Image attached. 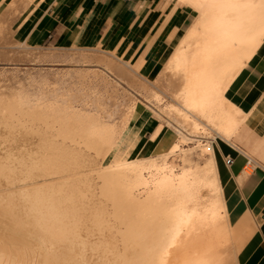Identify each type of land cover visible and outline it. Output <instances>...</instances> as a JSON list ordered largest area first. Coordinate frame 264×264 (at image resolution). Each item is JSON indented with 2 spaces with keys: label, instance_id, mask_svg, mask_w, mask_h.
Listing matches in <instances>:
<instances>
[{
  "label": "bare ground",
  "instance_id": "6f19581e",
  "mask_svg": "<svg viewBox=\"0 0 264 264\" xmlns=\"http://www.w3.org/2000/svg\"><path fill=\"white\" fill-rule=\"evenodd\" d=\"M15 6L20 24L17 33L22 34L35 20L42 3L0 0V10ZM256 39L259 41V36ZM198 42L196 36H188L185 31L153 79L146 78L140 69L131 72V64H126L127 70L124 62L100 61H105L117 76H128L131 85L147 92L157 104L162 98L148 90L145 83L152 84L157 79L163 82L173 104L161 110L186 134L213 133L212 139L230 142L240 123L232 128L228 113L209 110L206 119H193L189 115L191 105L187 109L177 107L183 101H176V85L183 92L187 88L195 90L199 83L200 65L193 66ZM259 46L260 43L257 49ZM228 63L223 60L219 71L230 74ZM54 92L10 93L6 97L0 94V125L10 130L19 126L25 134H39L41 141V151L33 157L28 151H14L12 145L0 152V264H90L94 259L89 263L92 256L88 259L86 253L94 247H101L103 258L112 264H157L161 238L171 214L157 208L156 197L143 186L153 179L179 185L183 194L192 198L186 205L188 211L194 210L202 218L190 235L169 249L167 264H227L223 248L233 243V237L222 197L224 179L220 176L218 143H210L203 153L193 154L180 147L188 139L180 132L182 136L175 137V141L170 137L164 143L166 151L156 155L160 157V170L145 172L144 166L151 167L152 158L134 159L119 152L122 133L135 121L141 110L139 104L124 105L115 121L100 95L94 93L93 98L88 95L85 100L81 97L79 104L72 91L66 97ZM91 129L101 130L104 135L92 136ZM9 140L15 141L12 135ZM170 141H178L176 151ZM170 157L178 159V163L169 162ZM122 160L140 167H111ZM85 165L99 166L95 178L80 171ZM167 204L176 210L175 199Z\"/></svg>",
  "mask_w": 264,
  "mask_h": 264
},
{
  "label": "crops",
  "instance_id": "0c3cea01",
  "mask_svg": "<svg viewBox=\"0 0 264 264\" xmlns=\"http://www.w3.org/2000/svg\"><path fill=\"white\" fill-rule=\"evenodd\" d=\"M37 1L42 7L23 35L17 33L19 15L2 9L3 22L5 11L16 14L11 25L13 42L43 52L74 53L80 60L110 59L130 70L128 63L131 72L140 69L149 79L187 31L183 25L193 19L174 7H162L171 0ZM261 48L264 45L257 51ZM258 58L239 70L228 89L232 102L242 110L251 109L252 117L238 125L230 142L213 140L219 148L235 264H264V66Z\"/></svg>",
  "mask_w": 264,
  "mask_h": 264
},
{
  "label": "rangeland",
  "instance_id": "374dc122",
  "mask_svg": "<svg viewBox=\"0 0 264 264\" xmlns=\"http://www.w3.org/2000/svg\"><path fill=\"white\" fill-rule=\"evenodd\" d=\"M15 8L16 6L13 8H6V10H11L18 14L19 11ZM2 9L0 10V94L3 97L10 96L13 93H24L28 95L34 93L44 94V91L46 94L55 91L54 93L58 92L56 94H63L66 97V94L69 92V95L72 91V94L77 96L79 100V102H77L80 104L81 97L82 100H85L89 96L93 98L94 95L97 94L102 97L104 108L113 113L114 116H112V119L114 120L115 118V121L119 119L121 109L125 108L127 104L131 102L137 103L141 107V110L135 121L124 129L119 151L120 154H127L134 159H150L154 155L156 156L166 151L164 143L170 140V137L182 136L179 131V126L161 110L165 105L173 104V101L164 87L163 82L159 79L156 80L157 82H152V84L145 83L148 90L155 91L162 98L161 102L157 104L152 101L147 92L140 89L137 85H131L128 76H117L116 72L111 68H107L108 66L103 62L86 58L80 60V57H78L80 55H74V53L60 54L57 52H43L41 49L33 50L25 48L12 40L11 25L14 22L16 14L5 11L6 20L3 22V20H1ZM81 74L83 76H81ZM39 89L44 90L41 91ZM37 91H39V93ZM81 91L82 94L85 93L82 96ZM78 96L80 98H78ZM77 102L76 104H78ZM157 121H163L165 124V128L162 129L163 137L157 140H151L148 137ZM23 132L24 131H22V128L19 126H17V128H11L10 130L0 125V150L3 149L0 152H4L5 148L7 149L9 145H12L11 147L15 148L14 151H28L29 156L32 154L31 157L39 153L41 151L39 148L41 142L40 135L34 132V134H31V131H29L31 132L30 134H25ZM183 134H185L188 139L183 141L180 147L193 154L203 153L204 148L208 144L214 143V138L212 139L214 136L213 133L204 136L186 134L185 132H183ZM11 135L15 139L14 142L9 140ZM210 138L212 141H209ZM129 141H133L130 147L128 146ZM85 152L87 154V151ZM170 160L178 163V159H173V157L168 159L169 162ZM98 168V165H85L80 171L87 176L95 178L96 173H98ZM94 181L96 182L98 180L95 179ZM93 249H88L90 253L86 250L88 259L92 256V260L89 259V263L94 259V262L90 264H98L96 261H101V254L103 255L101 263L105 264L107 262L108 264H112L111 261L110 263L108 262L109 260L106 261V259L103 258L104 253H102L101 247H94ZM223 252L226 257V263L235 264V254L232 243L229 245L227 244L223 248ZM96 258H99V260ZM100 261L99 264H101Z\"/></svg>",
  "mask_w": 264,
  "mask_h": 264
},
{
  "label": "snow or ice",
  "instance_id": "6c2138e0",
  "mask_svg": "<svg viewBox=\"0 0 264 264\" xmlns=\"http://www.w3.org/2000/svg\"><path fill=\"white\" fill-rule=\"evenodd\" d=\"M165 6L174 7L177 11L193 17L183 27L187 30L188 36H196L199 41L196 44V56L193 61L194 67L197 63L200 65L197 73L198 86L195 90L187 88L180 92V85L177 84L173 89L177 92L176 101H183L177 107L187 109L191 105L189 115H192L193 119H206L209 110L226 112L229 114L232 128L249 120L252 117L251 109L242 110L234 104L229 98L228 89L239 70L246 67V62L253 57L258 56V64L264 66V48L257 51L258 43L264 45V0H171L170 4L162 5ZM257 36L260 38L259 41L256 39ZM237 45L240 46L238 51L230 55ZM225 59L229 60L230 74L219 71V65ZM261 99L264 100V97ZM180 114L183 115V112ZM164 128L163 121H157L148 138L151 140L162 138ZM179 131L183 133L185 129L180 128ZM90 135L103 136L104 133L101 130L91 129ZM131 143L133 141H129V147ZM169 143L172 150L176 151L179 146L178 141ZM159 159L160 157L154 155L150 161L151 167L144 166L143 170L151 172L152 168H156L159 171L160 166L157 164ZM111 167L137 169L140 166L122 160ZM143 186L156 197L155 206L166 215L171 214L170 223L164 229L161 238L157 261V264H167L169 249L175 247L185 236L190 235L197 220L202 218L194 210L188 211L186 205L192 202V198L186 197L179 185L166 184L159 179H153L151 182H145ZM173 199L176 200L175 211L167 204V201ZM212 215L215 217V213ZM261 219H264V214Z\"/></svg>",
  "mask_w": 264,
  "mask_h": 264
},
{
  "label": "built area",
  "instance_id": "2783aa9c",
  "mask_svg": "<svg viewBox=\"0 0 264 264\" xmlns=\"http://www.w3.org/2000/svg\"><path fill=\"white\" fill-rule=\"evenodd\" d=\"M227 162L229 163V161L227 160ZM249 168V167H248ZM249 171H250V168H249Z\"/></svg>",
  "mask_w": 264,
  "mask_h": 264
}]
</instances>
